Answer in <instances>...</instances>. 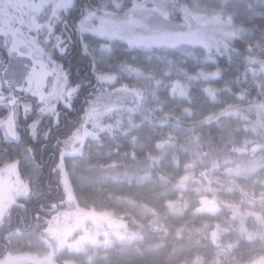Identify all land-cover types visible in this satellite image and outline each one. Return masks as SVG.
I'll list each match as a JSON object with an SVG mask.
<instances>
[{
  "label": "trees",
  "instance_id": "obj_1",
  "mask_svg": "<svg viewBox=\"0 0 264 264\" xmlns=\"http://www.w3.org/2000/svg\"><path fill=\"white\" fill-rule=\"evenodd\" d=\"M257 2L239 0L238 27L250 15L245 5ZM258 84L250 76L202 108L107 121L68 144L62 162L54 141L39 145L38 174L26 158L19 168L0 160V170L14 165L27 187L3 216L0 264L20 253L46 256L47 264H264ZM62 181L73 203L56 246L47 233L63 223Z\"/></svg>",
  "mask_w": 264,
  "mask_h": 264
},
{
  "label": "snow or ice",
  "instance_id": "obj_2",
  "mask_svg": "<svg viewBox=\"0 0 264 264\" xmlns=\"http://www.w3.org/2000/svg\"><path fill=\"white\" fill-rule=\"evenodd\" d=\"M0 0V160L107 121L264 88V0ZM259 33V35H257ZM258 73V75H257Z\"/></svg>",
  "mask_w": 264,
  "mask_h": 264
},
{
  "label": "rangeland",
  "instance_id": "obj_3",
  "mask_svg": "<svg viewBox=\"0 0 264 264\" xmlns=\"http://www.w3.org/2000/svg\"><path fill=\"white\" fill-rule=\"evenodd\" d=\"M62 184L64 190V204L66 205L60 212V217L64 218L62 220L63 223L56 228H50L49 233H47V238L52 240L56 246H58L60 241L64 238L62 236L67 234L68 225L65 222L66 220L71 221L69 216L72 212L70 204L73 203V198L67 183L62 181ZM26 193V184L20 179L14 165L0 170V225L2 224L4 214L7 212L8 208L14 204L16 198ZM51 246V243H49V249H51ZM45 259L46 256L39 257V255L36 254H11L3 264H47V262L44 263Z\"/></svg>",
  "mask_w": 264,
  "mask_h": 264
},
{
  "label": "water",
  "instance_id": "obj_4",
  "mask_svg": "<svg viewBox=\"0 0 264 264\" xmlns=\"http://www.w3.org/2000/svg\"><path fill=\"white\" fill-rule=\"evenodd\" d=\"M52 206V211L56 210V206L55 205H51Z\"/></svg>",
  "mask_w": 264,
  "mask_h": 264
}]
</instances>
